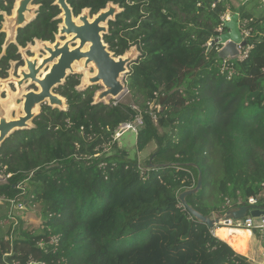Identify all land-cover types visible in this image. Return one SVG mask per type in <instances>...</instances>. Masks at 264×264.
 <instances>
[{
    "label": "trees",
    "instance_id": "16d2710c",
    "mask_svg": "<svg viewBox=\"0 0 264 264\" xmlns=\"http://www.w3.org/2000/svg\"><path fill=\"white\" fill-rule=\"evenodd\" d=\"M54 1L35 0L40 8L20 29V45L54 41L61 22ZM250 1L68 0L75 15L109 2L122 8L104 39L117 56L133 45L140 51L127 77L134 104L93 103L98 87L77 90L80 75L71 74L58 88L67 109L43 105L31 129L2 143L0 198L41 204L44 219L39 231L22 220L10 225L0 237V264H122L140 253L164 264H252L222 239L228 227L219 239L178 198L196 186L199 171L203 187L186 199L204 215L220 218L250 196L264 198V14L247 11ZM13 7L14 0H0V55L3 12ZM230 9L248 31L244 56L235 60L209 44L228 30ZM16 48L0 58L3 71L18 58ZM138 115L137 151L157 142L146 174L114 139Z\"/></svg>",
    "mask_w": 264,
    "mask_h": 264
},
{
    "label": "water",
    "instance_id": "95a60500",
    "mask_svg": "<svg viewBox=\"0 0 264 264\" xmlns=\"http://www.w3.org/2000/svg\"><path fill=\"white\" fill-rule=\"evenodd\" d=\"M33 2L34 0H17L14 14L6 17L7 23L4 31L7 33V41L5 46L15 41L18 28L31 21L29 15L35 16L37 7L32 5ZM55 4L62 11L59 16L63 20L59 35L70 38L64 42L57 39L52 45L47 41L40 43L39 47L44 48L48 52V56L43 58L39 65L38 58L25 57L27 66L20 70L22 79H9L17 81L19 90H22L23 83L28 79H30V83H36L39 89L23 93V113L18 114L16 118L7 117L8 113L0 98V146L16 131L33 127L32 122L40 114L41 104L48 103L54 108L66 110L65 98L56 93L54 89L62 85L70 74L81 72V70H75L74 65L82 60L85 61V68H90L92 65L95 69V72L88 76V82L83 84V88L97 84L103 86L102 89L95 92V103H101L107 99H117L128 91L123 75L129 72V66L137 57L138 50L135 48L124 55L115 56L104 40V35L108 32L109 22L115 20L118 13L122 11L119 5L109 2L95 15H91L90 9L85 8L78 17H75L68 0H55ZM224 25L228 30L217 39H212L210 47L221 44L219 57L235 60L239 58L241 48L248 45L240 27L239 13H235L230 20H225ZM73 44L76 46L73 47ZM3 82L7 84L8 80H3ZM163 103L164 99H161V104ZM202 187L203 174L199 171L196 186L184 190L178 198L194 218L207 224L213 230L218 218H215L213 214L204 215L197 211L186 199L188 195L197 193ZM247 212L248 207L242 205L238 208L229 209L227 215L241 219L246 216ZM250 215L254 218V224L260 227L262 217H264V207L252 209Z\"/></svg>",
    "mask_w": 264,
    "mask_h": 264
},
{
    "label": "rangeland",
    "instance_id": "374dc122",
    "mask_svg": "<svg viewBox=\"0 0 264 264\" xmlns=\"http://www.w3.org/2000/svg\"><path fill=\"white\" fill-rule=\"evenodd\" d=\"M229 1H231L232 4L239 5L245 0H229ZM246 10L249 12H253L255 15L264 14V0H251L246 6ZM235 13H238V12H233L230 9L225 13L223 19L230 20L231 17ZM239 23H240V19H239ZM246 32L248 33V31ZM135 48H137V46L133 45L127 52ZM30 54L37 55L38 51L31 52ZM139 55H140V51H138V55L134 60H136L139 57ZM129 69H130V66H129ZM85 71L87 70L82 69L80 73L81 85H79V88L82 86L84 77L86 75L84 73ZM88 72L89 74H93L95 70L93 67H91L88 70ZM127 77H128V72L123 75V79L126 83H127ZM96 86L98 87L97 90L103 88L101 84H97ZM31 87L32 89H37V87L35 86H31ZM25 89H29V88L26 86ZM2 96L5 97L6 94H2ZM14 102L15 104L22 103L20 97H15ZM117 102L127 103L131 105L134 104L129 91H126L124 94H122L117 99H107L103 103L114 104ZM67 106H68V103H67ZM11 116L13 117L16 116V109L11 111ZM119 143L121 147L126 148L130 151L131 156H137L141 164V171L144 172V174L149 173L150 171L149 166L146 165V162L150 160L152 154L156 151L157 142L155 140H152L151 142H149V144L146 146L144 150L138 152L136 148L135 133L132 131H126L123 134V136L120 138ZM103 147L105 148V152H109L110 154L111 152L110 146L104 145ZM5 180H6L5 176L2 173H0V183H3ZM43 219H44V216H43V209H42L41 204L26 205L23 203V205H18L16 203H13L11 200L0 198V237L7 236V231L10 225L16 224L20 220L24 221L25 227L39 231L42 227ZM226 230L233 231L235 229L226 228ZM240 230L248 231L246 229H240ZM218 238L221 239L220 237ZM261 242H262V231L260 228H257L255 229V232L251 236V239H250V247H251L250 253L247 256H244L252 264H264V247L261 245ZM122 264H164V260L161 258L160 255L149 256V254L146 255V254L140 253V254H136L134 256L129 257L126 261H123Z\"/></svg>",
    "mask_w": 264,
    "mask_h": 264
},
{
    "label": "flooded vegetation",
    "instance_id": "af4514ba",
    "mask_svg": "<svg viewBox=\"0 0 264 264\" xmlns=\"http://www.w3.org/2000/svg\"><path fill=\"white\" fill-rule=\"evenodd\" d=\"M16 2H17V0H14V7H13V9H12V11H11V13L10 14H8L7 12H3V15H4V20H3V22H2V29H1V31L2 32H4L5 34H6V37H5V41H4V44H3V51H2V54L0 55V58L6 53V51H7V48L10 46V45H12V44H15L16 46H17V48H16V54L18 55V58H15V59H11L10 61H9V64H8V66H7V68L3 71V68L1 67V65H0V98H1V101H7V106H18V105H23V101H24V99H23V97H22V95H23V93H26V92H28V91H30V90H38L39 89V87H38V85L36 84V83H30V79H28L27 81H25L24 83H23V85H22V90H19V87H18V83H17V81L16 80H9L10 78H15V79H17V80H20V79H22V74H21V72H20V70L21 69H25L26 68V66H27V61H26V58L25 57H28V58H30V59H35V58H38L39 59V62H38V65L42 62V59L43 58H45L46 56H48V52L44 49V48H42V47H39V44L40 43H42V42H45V41H47V42H49L50 43V45H52V44H55V42H56V40L57 39H61L63 42L65 41V40H67V39H69L70 37H66V36H64V37H61L60 35H59V29H60V26H61V24H62V22H63V20L61 19V18H59V16H60V14L62 13V11L58 14V16L56 17V18H58V19H60L61 20V22L59 23V29H58V32L55 34V39H54V41H51V40H43V39H40V38H34V40L33 41H31V42H28L25 46H22V45H20L19 44V42H18V40H17V38H18V34H19V31H20V29H22V28H24L27 24H24L22 27H20V28H18L17 29V34H16V38H15V41L13 42V43H10L9 45H6L5 46V43H6V41H7V33L4 31V27H5V25H6V23H7V21H6V17L7 16H12L13 14H14V11L16 10ZM70 4V3H69ZM32 5H35L36 7H37V9H36V11H35V16L34 17H31L30 15H29V20H31L30 22H32L35 18H36V16H37V14H38V10H39V8H40V4H37V3H35V0H34V2H33V4ZM54 5H57V4H55V1H54ZM58 6V5H57ZM59 7V6H58ZM72 7V6H71ZM60 8V7H59ZM73 8V7H72ZM122 9V8H121ZM61 10V9H60ZM84 10V9H83ZM91 11V10H90ZM73 12H74V10H73ZM83 12V11H82ZM81 12V13H82ZM80 13V14H81ZM98 13V12H97ZM5 14H6V16H5ZM80 14H78V15H75V13H74V16L75 17H78ZM96 14V13H95ZM95 14H92L91 13V15H95ZM29 22V23H30ZM28 23V24H29ZM109 29V28H108ZM105 40V39H104ZM106 42V41H105ZM107 43V42H106ZM108 44V43H107ZM76 46V44H73V47H75ZM108 46H109V44H108ZM109 49H110V47H109ZM111 50V49H110ZM36 51H38V54L37 55H32V54H30L31 52H36ZM112 51V50H111ZM113 52V51H112ZM114 53V52H113ZM115 54V53H114ZM115 56H117V55H115ZM119 56V55H118ZM49 67V66H48ZM95 70V69H94ZM46 71V70H45ZM81 73V72H80ZM80 73H76V74H79L80 75ZM85 74H86V71L84 72ZM71 75V74H70ZM8 76V77H7ZM80 77H81V75H80ZM68 78V77H67ZM67 78H66V80H67ZM3 80H8V82H7V84H6V82H3ZM65 80V81H66ZM84 80H85V77H84ZM65 83V82H64ZM63 83V84H64ZM62 84V85H63ZM79 85H81V79H80V84ZM79 85H77L76 86V89L77 90H86L87 88H89V87H93V86H96V85H91V86H88L87 88H83V83H82V86L79 88ZM28 87L29 89H25V87ZM31 86H35V87H37V89H32V87ZM61 85H59L58 87H56L55 89H54V91L56 92V93H58L59 95H61L60 94V92L58 91V88L60 87ZM97 91V90H96ZM95 91V92H96ZM2 94H6V96L5 97H3L2 96ZM61 96H63V95H61ZM94 96H95V94H94ZM15 97H20V99H21V104H15V102H14V99H15ZM64 97V96H63ZM65 98V102H66V106H67V98L66 97H64ZM93 103H95V99H94V97H93ZM43 105H48V103H45V104H41V107H40V113H41V109H42V106ZM50 106V105H49ZM50 107H52V106H50ZM68 107V106H67ZM67 107H66V109H67ZM52 108H54V107H52ZM14 109H16L15 107L14 108H12L11 109V111L12 110H14ZM59 109V108H58ZM20 113L22 114L23 112H22V110L20 111ZM16 114H17V109H16ZM13 117V116H12ZM16 116H14L13 118H15ZM38 117V116H37ZM36 117V118H37ZM35 118V119H36ZM34 119V120H35ZM34 120H33V126H34Z\"/></svg>",
    "mask_w": 264,
    "mask_h": 264
},
{
    "label": "built area",
    "instance_id": "2783aa9c",
    "mask_svg": "<svg viewBox=\"0 0 264 264\" xmlns=\"http://www.w3.org/2000/svg\"><path fill=\"white\" fill-rule=\"evenodd\" d=\"M247 35H248V33L245 32L243 37L245 38ZM243 56H244V54L240 52L239 57H243ZM225 62H226V60H225ZM224 68H225V66L222 67L223 70H224ZM143 125H144V120H143L141 115H138L134 120L121 124L114 133V139L119 140L126 131H132L135 133V135H137L138 131L143 127ZM19 205H23V204H19ZM246 206L248 207V212H247L246 216L241 218V219H235V218H232L229 215H227V211L229 209L238 208V207H229L225 211L224 215L222 217L218 218V221L216 222V226L212 230L214 235H216L215 231L220 226H225V227H228L230 229H246L252 233H254L255 229H257V228L264 229V217H262L261 226L257 227L254 224V218L250 215V211L252 209L264 207V198L261 200L260 196H250L248 198V202H247ZM29 264H46V263L30 262Z\"/></svg>",
    "mask_w": 264,
    "mask_h": 264
},
{
    "label": "crops",
    "instance_id": "0c3cea01",
    "mask_svg": "<svg viewBox=\"0 0 264 264\" xmlns=\"http://www.w3.org/2000/svg\"><path fill=\"white\" fill-rule=\"evenodd\" d=\"M222 239L227 241L234 249L242 255L247 256L250 253V239L254 234L250 231H242V230H223Z\"/></svg>",
    "mask_w": 264,
    "mask_h": 264
},
{
    "label": "bare ground",
    "instance_id": "6f19581e",
    "mask_svg": "<svg viewBox=\"0 0 264 264\" xmlns=\"http://www.w3.org/2000/svg\"><path fill=\"white\" fill-rule=\"evenodd\" d=\"M40 45V44H39ZM84 62L85 61H81V62H78V63H76L75 65H74V69L75 70H81L82 71V69L83 70H87L86 71V75H85V80H83V84L84 83H86V82H88V76H90V75H92V74H89V72H88V70L92 67V65H90L91 67L90 68H85L84 67ZM2 102V105H3V107L6 109V111H7V117L8 118H13L12 116H11V109L12 108H16L17 109V114H16V117H17V115L18 114H21L20 113V111L22 110V112H23V105H18V106H7V101H1ZM15 117V118H16ZM222 227H225V226H220V227H218L217 229H216V231H215V233H216V235L218 234V230H220Z\"/></svg>",
    "mask_w": 264,
    "mask_h": 264
},
{
    "label": "clouds",
    "instance_id": "9594fccd",
    "mask_svg": "<svg viewBox=\"0 0 264 264\" xmlns=\"http://www.w3.org/2000/svg\"><path fill=\"white\" fill-rule=\"evenodd\" d=\"M225 20V19H224Z\"/></svg>",
    "mask_w": 264,
    "mask_h": 264
}]
</instances>
